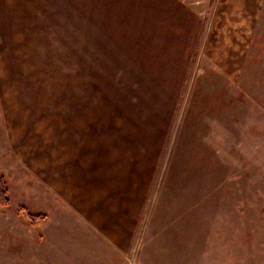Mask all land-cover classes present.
I'll return each mask as SVG.
<instances>
[{
	"label": "rangeland",
	"instance_id": "rangeland-1",
	"mask_svg": "<svg viewBox=\"0 0 264 264\" xmlns=\"http://www.w3.org/2000/svg\"><path fill=\"white\" fill-rule=\"evenodd\" d=\"M1 178L0 264H264V0H0Z\"/></svg>",
	"mask_w": 264,
	"mask_h": 264
},
{
	"label": "trees",
	"instance_id": "trees-1",
	"mask_svg": "<svg viewBox=\"0 0 264 264\" xmlns=\"http://www.w3.org/2000/svg\"><path fill=\"white\" fill-rule=\"evenodd\" d=\"M8 187H7V183L6 181L1 178L0 179V206L2 207H8L9 206V199H8ZM26 217L28 218V220L31 223H34V221H37V219H41V217H33L32 215H26Z\"/></svg>",
	"mask_w": 264,
	"mask_h": 264
},
{
	"label": "crops",
	"instance_id": "crops-1",
	"mask_svg": "<svg viewBox=\"0 0 264 264\" xmlns=\"http://www.w3.org/2000/svg\"><path fill=\"white\" fill-rule=\"evenodd\" d=\"M157 1H161V0H157ZM116 191H114V194H115ZM100 212V211H99ZM100 219V218H99Z\"/></svg>",
	"mask_w": 264,
	"mask_h": 264
}]
</instances>
